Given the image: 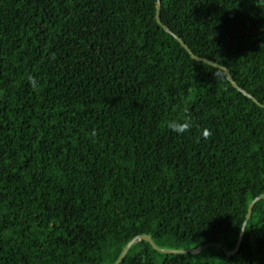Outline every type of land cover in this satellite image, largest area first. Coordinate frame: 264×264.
<instances>
[{
    "label": "trees",
    "instance_id": "trees-1",
    "mask_svg": "<svg viewBox=\"0 0 264 264\" xmlns=\"http://www.w3.org/2000/svg\"><path fill=\"white\" fill-rule=\"evenodd\" d=\"M156 4L0 0V264H264V0H160L258 102Z\"/></svg>",
    "mask_w": 264,
    "mask_h": 264
},
{
    "label": "water",
    "instance_id": "water-1",
    "mask_svg": "<svg viewBox=\"0 0 264 264\" xmlns=\"http://www.w3.org/2000/svg\"><path fill=\"white\" fill-rule=\"evenodd\" d=\"M155 17H156L157 22H158V23H159V24H160V25H161L166 31L172 33V32H171V31H170V30H169V29H168V28H167V27L161 22V20H160V0H157ZM172 34H173V33H172ZM173 35L178 39V41H179V42L183 45V47H184V48H185V49L191 54V56H192L193 58H195L196 60H203V61H205V62L210 63L211 65H214V66H216V67L222 68V69L226 72V74H227V78L231 81L232 85H233L235 88H237V89H239L240 91H242L243 94H245V95H247L248 97L252 98L255 102H258V101H257V100H256L251 94H249V93L246 92L245 90L241 89V88L237 85V83H236L234 80H232V79L230 78V75L228 74V70H227V68H225L224 66H222V65H220V64H218V63H215L214 61H212V60H210V59H208V58H205V57H199V56L195 55V54L191 51V49L186 45V43H185L180 37H178V36L175 35V34H173ZM262 197H264V192H263L262 194H260L258 197L254 198V199L251 201V203H250V205H249V207H248V211H247L246 218L249 217L250 212H251L252 207H253V204H254L257 200H259L260 198H262ZM242 231H243V230H242ZM242 231H241V234H242ZM138 239H144V240L150 242V244H151L153 247H155L156 249H160V250H162V251H173V250H168V249H161V248H158V247L153 243L151 237H150L148 234L140 235V236L138 237ZM135 241H136V238H134L133 240H131V241L126 245V247H125L124 250L122 251V253H121L119 259L116 261L115 264H117V263L120 261V259H121V258L123 257V255L126 253V251L128 250V248L130 247V245H131L133 242H135ZM212 244H214V245H216V246H218V247H220V248H223L222 245L219 244V243H212ZM205 246H206V245H205ZM205 246H200V247H198L197 249H195V250H191V251H192V252H197V251L203 249V247H205ZM238 247H239V243L237 244V246H236V248L234 249V251H232V252H229V251H226V250H224V251L226 252V254L230 255V254H232L233 252H235V251L238 249Z\"/></svg>",
    "mask_w": 264,
    "mask_h": 264
},
{
    "label": "clouds",
    "instance_id": "clouds-1",
    "mask_svg": "<svg viewBox=\"0 0 264 264\" xmlns=\"http://www.w3.org/2000/svg\"><path fill=\"white\" fill-rule=\"evenodd\" d=\"M27 79L33 90H38V82L36 78L30 75ZM184 112L185 114L182 118L176 120H169L166 124V127L177 135H184L185 133L190 132L194 127V121L191 117V114L188 112L187 109H185ZM93 135H95V132L93 133ZM211 136V130L206 128L201 130V137L204 140H209Z\"/></svg>",
    "mask_w": 264,
    "mask_h": 264
}]
</instances>
